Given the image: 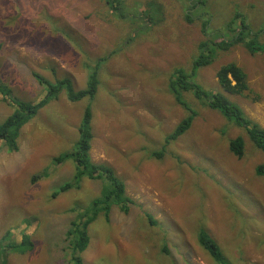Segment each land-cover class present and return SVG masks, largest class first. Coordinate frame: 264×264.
<instances>
[{"label":"rangeland","instance_id":"rangeland-1","mask_svg":"<svg viewBox=\"0 0 264 264\" xmlns=\"http://www.w3.org/2000/svg\"><path fill=\"white\" fill-rule=\"evenodd\" d=\"M242 21L264 44V0H0V126L16 110L11 101L48 96L34 73L75 93L95 70L98 80L93 98H50L20 129L17 151L0 143V264H80L77 229L102 182L57 158L76 150L87 108L91 160L111 167L135 204L128 213L98 207L81 264H264V178L255 174L264 154L246 131L179 91L197 115L182 137L166 139L189 116L170 90L175 73H189L202 42L213 49ZM230 63L247 73L250 99L221 88L217 72ZM190 80L264 128V52L235 43ZM239 136L241 159L229 146Z\"/></svg>","mask_w":264,"mask_h":264},{"label":"trees","instance_id":"trees-1","mask_svg":"<svg viewBox=\"0 0 264 264\" xmlns=\"http://www.w3.org/2000/svg\"><path fill=\"white\" fill-rule=\"evenodd\" d=\"M203 4L202 1H198L197 5ZM187 20L192 23L194 21V16L187 14ZM206 30V25L204 26ZM247 36V37H246ZM228 41L223 40L221 43L214 45L212 49L210 44L212 39H207L200 44L199 54L193 62L191 70L188 72L177 71V79H172L170 83V90L173 92L179 102H181L185 109H188L189 116L184 118L175 128V130L166 137L167 142L175 141L182 137L189 129L192 127L193 121L197 115L189 105L184 103L179 96V91L190 92L193 97H196L203 106L210 110L219 112L224 116L230 123L234 126L244 129L248 134L250 140L256 146L255 148L264 154V128L258 123L254 122L247 117L244 110L236 103L232 102L227 96L222 93H212L205 91L198 85L191 82L193 75L201 68L211 65L214 61L215 53L217 51H225L233 47L235 43L244 42L246 49L251 54H257L259 52H264V44L258 41L257 35L250 34L249 26L242 21V25L239 27V31L236 35L229 38ZM216 49V50H215ZM96 71L91 75L90 81L86 89L75 93L68 81H60L56 84H52L47 81L41 75L34 73V77L38 79L40 84L48 92V96L36 105H29L28 103H21L16 101H11L14 104L16 110L12 116H10L4 124L0 126V143L4 144L11 150L17 151V138L20 129L37 113V111L42 108L50 98L58 97L59 94L66 90L68 92V97L72 101H79L85 98H93L96 93L98 80L96 77ZM218 82L225 93L229 95H239L247 99L251 98V94H254L253 90L249 85V77L247 73L235 63H230L224 65L217 72ZM2 84H0V93H5L2 89ZM10 100V99H8ZM92 114L90 108H87L84 115V122L80 126V140L77 143V148L75 151L66 154L65 157L57 158L58 162H63L65 159L73 158L74 162L79 170V175L84 176V172L79 168H83L84 171L88 172V177L90 180H100L102 182L101 197L99 200L95 201V208L92 215H88L86 222L83 225L78 226L77 233V244L75 248L78 254H76L79 263L81 264V259L78 256L79 253L85 251L88 246V236L86 234L87 227L95 219L100 205H107L106 209L110 212L111 208L118 207L120 211L128 213L130 207L135 204V202L126 195V185L124 181L119 180L115 171L109 166L103 167V165L94 164L90 157V150L92 147V130H91ZM230 150L237 158H243L245 155V142L242 136H239L230 141ZM255 174L257 177L264 178V162L257 165L255 169ZM71 184L67 183L63 186L55 195L60 191H65L70 189ZM73 232L69 231L68 236L72 238ZM201 242L207 247V249L216 257L220 258V250L208 235L202 233Z\"/></svg>","mask_w":264,"mask_h":264}]
</instances>
